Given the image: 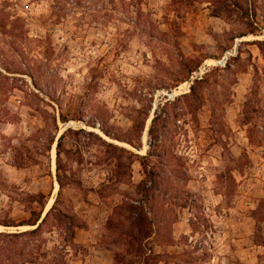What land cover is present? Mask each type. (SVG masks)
<instances>
[{"label":"rangeland","instance_id":"1","mask_svg":"<svg viewBox=\"0 0 264 264\" xmlns=\"http://www.w3.org/2000/svg\"><path fill=\"white\" fill-rule=\"evenodd\" d=\"M259 42L264 0H0V264H115L123 203L151 264H264Z\"/></svg>","mask_w":264,"mask_h":264},{"label":"trees","instance_id":"2","mask_svg":"<svg viewBox=\"0 0 264 264\" xmlns=\"http://www.w3.org/2000/svg\"><path fill=\"white\" fill-rule=\"evenodd\" d=\"M255 35H259L260 31H254ZM263 44L264 43H258L260 50L263 52ZM145 183H143V186L140 187V192L145 194L146 191H144ZM116 212H121L120 215L128 214L125 218L126 223L129 225L128 231H123L120 234V237L122 241L124 242V246L126 249H124L121 253L115 254V264H121L122 262H126L127 256H130L133 251L136 252V257L143 258L144 264H151L153 260H149V256L147 258V248L145 246V242L149 238H151L153 234V228H154V221L149 218L148 214L145 212L144 207H135L134 205L130 204H122ZM39 221V220H38ZM37 221V222H38ZM37 222L35 224L29 225V226H37ZM115 221L110 222L109 228H112ZM118 226H125L124 223L121 221L117 223ZM8 227V226H6ZM40 231V227H38L36 230L26 233H20L15 235H8L13 237H21L24 235L34 236ZM5 236V235H4ZM72 237L75 238V230L72 229ZM154 257V256H153ZM156 259V258H155ZM158 259V258H157Z\"/></svg>","mask_w":264,"mask_h":264},{"label":"crops","instance_id":"3","mask_svg":"<svg viewBox=\"0 0 264 264\" xmlns=\"http://www.w3.org/2000/svg\"><path fill=\"white\" fill-rule=\"evenodd\" d=\"M236 239L237 246L241 249H238L235 253L237 255V260H239L241 264H257L256 248L258 246L253 244L249 238L244 239L236 235ZM224 260H226V258Z\"/></svg>","mask_w":264,"mask_h":264},{"label":"built area","instance_id":"4","mask_svg":"<svg viewBox=\"0 0 264 264\" xmlns=\"http://www.w3.org/2000/svg\"><path fill=\"white\" fill-rule=\"evenodd\" d=\"M206 235H207L208 238H210V234L207 233ZM193 242H194V238L191 237L190 238V243H193ZM194 244L197 245V242H195Z\"/></svg>","mask_w":264,"mask_h":264}]
</instances>
